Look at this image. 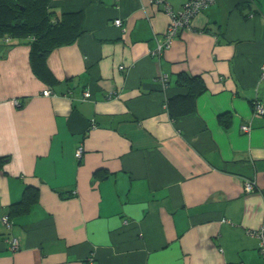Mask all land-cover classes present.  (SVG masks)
I'll list each match as a JSON object with an SVG mask.
<instances>
[{"label": "crops", "instance_id": "0c3cea01", "mask_svg": "<svg viewBox=\"0 0 264 264\" xmlns=\"http://www.w3.org/2000/svg\"><path fill=\"white\" fill-rule=\"evenodd\" d=\"M49 6L76 35L44 77L0 37V264H264V0H214L160 54L162 3Z\"/></svg>", "mask_w": 264, "mask_h": 264}, {"label": "trees", "instance_id": "16d2710c", "mask_svg": "<svg viewBox=\"0 0 264 264\" xmlns=\"http://www.w3.org/2000/svg\"><path fill=\"white\" fill-rule=\"evenodd\" d=\"M49 4L50 0H0V37L30 38L32 65L42 77L47 73L45 58L48 53L76 35L70 18L58 17ZM28 189L30 186L25 188L18 211L32 203ZM8 214L12 219L13 213Z\"/></svg>", "mask_w": 264, "mask_h": 264}, {"label": "built area", "instance_id": "2783aa9c", "mask_svg": "<svg viewBox=\"0 0 264 264\" xmlns=\"http://www.w3.org/2000/svg\"><path fill=\"white\" fill-rule=\"evenodd\" d=\"M214 0H187L180 9L174 10L168 2L165 0H155L157 3H162L163 7L168 14L169 20L166 30L163 33L162 37L157 38V52L160 54L166 48H169L173 41L174 37L177 35L180 29L189 28L191 26L192 18L204 7L211 4ZM116 25H121L122 20L120 18H116L114 20ZM260 77L264 78V61L260 65ZM51 92L50 89H45L43 91L44 94H49ZM89 95V91L84 92V96L87 97ZM264 112L263 106L260 102L256 101L254 103V114L260 115ZM242 129L244 131H249V125H243ZM83 153L82 146L78 147L75 155L80 158ZM255 180L254 179H245L243 183V189L245 192H251L255 188ZM2 223L8 229H11L13 226V220L9 216V214H4L2 216ZM249 234L258 238V250L260 256L264 262V224H261L257 228L249 230ZM10 248L12 250H16L19 247V242L16 237L9 238ZM219 264H233L227 261H222ZM235 264H243V263H235Z\"/></svg>", "mask_w": 264, "mask_h": 264}]
</instances>
